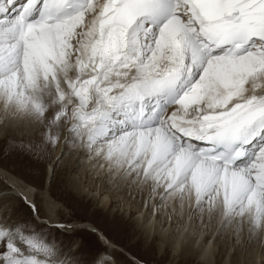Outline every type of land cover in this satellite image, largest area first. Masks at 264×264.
I'll use <instances>...</instances> for the list:
<instances>
[{"label":"snow or ice","instance_id":"6c2138e0","mask_svg":"<svg viewBox=\"0 0 264 264\" xmlns=\"http://www.w3.org/2000/svg\"><path fill=\"white\" fill-rule=\"evenodd\" d=\"M70 58L72 123L63 104L50 120L62 133L70 126L84 158L108 169L105 161L130 155L121 183L147 192L152 213L177 231L264 236V0H0L7 102L29 106L41 79L58 90ZM14 197L39 218L18 178L0 180V264H120L114 247L83 258L80 239L67 251L45 242L12 220Z\"/></svg>","mask_w":264,"mask_h":264},{"label":"rangeland","instance_id":"374dc122","mask_svg":"<svg viewBox=\"0 0 264 264\" xmlns=\"http://www.w3.org/2000/svg\"><path fill=\"white\" fill-rule=\"evenodd\" d=\"M37 96L36 100L38 103L34 105L30 103L24 109H22L23 107L19 108V111L21 110L20 112L25 114L23 116L30 114L32 122H37L39 128H28L23 131L5 133L4 127H0V168L34 187L36 190L35 201L40 210L39 218L37 219L33 215L31 208L18 197H14L12 220L24 225L26 229L37 234L45 242L57 243L62 251H67L70 240H82L84 242L83 258H87L89 251L105 247L104 243H106L99 240L98 233L94 234L84 227H76V225L79 226L81 223L87 222L95 226L117 247L119 246L122 249L121 251L114 247L120 264H137L128 259V254L145 264H264V239L260 242V235L255 232L249 235L246 229L243 235L238 236H234L231 230L217 232L214 228L200 231L196 235H193L190 231L188 236L197 237L202 235L200 244L192 249L187 245L188 238H185V232L190 229L177 232L176 229L170 227L166 220L161 222V217L157 215L152 214V220L154 222L153 226H156V223L157 225L161 224L156 226L159 232L151 228L148 233V229L144 226L142 227L145 229H141V226L138 227L135 223V217L140 211L139 207L145 201L142 209V213L145 214L147 201H149L148 205L150 207L148 209H151L150 202L154 204L155 201L149 200L147 192L136 194L133 191L130 193L121 183L122 171H126L129 166L126 163L128 157L126 159L117 157L113 162L112 160L107 161V163L105 161L106 164H110L109 170L101 168L100 172V168L97 169L91 163V160L84 158L82 151L73 147L74 134L71 137L68 135L70 126L64 132L63 150L61 148L62 151L60 150L57 157L53 160L54 162L59 158L60 163L54 168L51 181L46 187L47 194L44 195L43 186L47 164L53 159L63 133L57 131L56 121L50 120L53 107L58 109L57 102L53 106L49 105L44 112L40 113L37 107L40 106L39 100L44 99V94L41 93ZM1 97L0 104L2 101ZM64 97L68 100L71 94H66ZM11 104L7 102L9 108H13ZM33 106L34 108H32ZM67 109V123L71 124L72 121L69 118L71 110L69 107ZM48 119L49 121H46ZM0 124L3 126L2 123ZM49 124L52 125L50 132L44 131L42 135V131L48 129ZM9 140H31L35 148L31 151H25L10 147ZM44 140H50L51 144L44 143ZM95 156L96 154L94 153L93 159H95ZM101 158H103L102 155ZM119 159L123 160V162L119 161ZM124 160L127 161L124 162ZM116 161L119 162L116 163ZM112 168H115V170ZM119 168L122 169L120 170ZM96 169L97 172L95 171ZM135 170L133 168V171ZM114 175L116 178L113 177ZM103 195L108 198L107 205L100 203V197ZM48 199L55 205L52 207V215H49L45 209L44 202ZM215 209L217 212L221 211L219 200L216 202ZM43 218H50L52 221L46 222ZM185 219L187 221V214ZM58 223L71 224L74 226L75 231L65 232L55 227ZM175 239H178L177 241L185 240L186 242L185 244L180 242L178 246H175L177 242ZM208 241H211L210 245L213 248H210L206 253L202 252L204 244ZM200 245L201 248L199 247ZM174 247L175 250H173ZM76 251L79 252L80 250Z\"/></svg>","mask_w":264,"mask_h":264},{"label":"bare ground","instance_id":"6f19581e","mask_svg":"<svg viewBox=\"0 0 264 264\" xmlns=\"http://www.w3.org/2000/svg\"><path fill=\"white\" fill-rule=\"evenodd\" d=\"M119 71H124V69H118ZM133 75V73L132 72H129V76L131 77ZM67 76V77H66ZM75 76H76V71H75V65H74V61H72V59L70 58V67L68 68V69H66V70H58V73H57V79L59 80V81H61V83H60V86H59V89L57 90V88H56V83H55V81H53V80H51V79H49L47 82H45L43 79H41L40 81H39V83H38V86H37V88H36V90L35 91H30V93H29V95H30V100H31V104L32 105H34V104H36V103H38L37 102V98H36V96L38 95L39 96V94H41V93H43L44 94V99L43 100H39V104H40V106L39 105H37V106H39V107H37L38 109H39V112L40 113H42V112H44V110H45V108H47L49 105H51V106H53L54 105V103L55 102H57V104H58V109H54V107H53V112L54 111H62L63 110V107H62V104H63V106L64 107H69L70 108V110H71V113H69L70 114V120L72 121V106H70V105H68V101H70L71 99H72V97H69V99L68 100H66V98L64 97V100H63V102H61V100L59 99V93H63V95H66V94H70V92H69V90L64 86V84H63V81L64 80H66V79H74L75 78ZM113 79H115V77H113ZM123 82H128L127 80H125V81H123ZM37 96V97H38ZM1 97V96H0ZM2 98V101H1V104H0V123H2L3 124V126H1V124H0V127H4L3 128V130L5 131V133L6 132H8V133H11V132H16V131H23V130H25V129H28V128H35L36 129V127H38L39 128V126H38V124H37V122L36 123H33L32 122V118L30 117V114L28 115H26V116H23V115H25L24 113H22V112H20L19 111V108H22V107H20V106H17V105H15V104H11V105H13V108H9L8 106H7V101H6V99L4 98V97H1ZM73 99H75V97H73ZM205 103H207V100H205ZM56 104V103H55ZM10 105V104H9ZM31 105V106H32ZM32 108H34V106L32 107ZM22 109H24V107L22 108ZM26 109V108H25ZM28 110V109H27ZM29 112V111H28ZM31 112H32V110H31ZM38 112V111H37ZM39 113V114H40ZM52 113V112H51ZM18 114H19V116H18ZM192 114L193 115H195V109H193L192 110ZM46 121H49V119L48 120H46ZM29 129V130H30ZM2 130V131H3ZM11 131V132H10ZM30 132V131H29ZM64 135H65V133H63L62 134V136H61V139H60V143H58V147H57V149H56V151H55V155L53 156V159L47 164V168H46V171H45V179H44V189H43V191H44V195L45 194H47V185L49 184V182L51 181V176H52V173H51V168H52V163H53V160H54V158L55 157H57V155L59 154V152H60V150H61V148H62V150H63V140H64ZM78 140V139H77ZM61 150V151H62ZM118 158H120V157H118ZM124 157H122V159H123ZM102 159V158H101ZM124 159H126V158H124ZM114 160V159H113ZM113 160H112V162H113ZM121 159H119V161H120ZM128 160V161H127ZM127 160H124V162L125 161H127L126 163L127 164H129L130 162H131V156L129 155V157L127 158ZM119 161H116V163L117 162H119ZM122 162H123V160H121ZM106 163H107V161H106ZM114 164V163H113ZM120 164V163H119ZM110 165V164H109ZM112 165V164H111ZM118 165V164H117ZM117 165H115V166H117ZM114 166V165H113ZM117 167H120V166H117ZM124 167V166H123ZM98 169V168H97ZM97 169L95 170L96 172H97ZM103 169V168H102ZM112 169H114L115 170V168H112ZM120 170L122 169V168H119ZM105 170V169H104ZM109 170V169H108ZM119 170V171H120ZM111 171H113V170H111ZM125 171V170H124ZM124 171H122V172H124ZM100 172H101V168H100ZM105 172V171H104ZM102 173H103V171H102ZM110 173V172H109ZM113 173H115V172H113ZM113 173H111V174H113ZM118 173H120V172H118ZM9 174H11V173H9L8 171H6V170H4V169H2V168H0V179L1 180H4V179H6V178H9ZM13 175V174H12ZM100 175V174H99ZM102 175V174H101ZM115 175H117V174H115ZM115 175L113 176V177H115ZM15 176V175H14ZM118 176V175H117ZM16 177V176H15ZM16 178H18V177H16ZM116 178V177H115ZM19 179V182H20V184L22 185V188H23V191H24V193L30 198V199H32V200H34L35 201V194H36V190L34 189V187L33 186H31L30 184H28V183H26L25 181H23L22 179H20V178H18ZM114 179V178H113ZM116 180V179H115ZM114 180V181H115ZM9 182H11L10 180H9ZM141 197H143V196H141ZM48 198V197H47ZM13 199V198H12ZM141 199V198H140ZM151 201V200H150ZM36 202V201H35ZM107 202H108V198L106 197V196H101L100 197V203L102 204V205H107ZM144 203H145V201L143 202V205H141V207H139L140 209V211H138V214L136 215V217H135V223L138 225V227H140L141 226V229L143 228V229H145V228H147L146 230H147V232L148 231H150L151 230V228H154L156 231H158L159 229H158V227H156V226H160L159 224L157 225V223H156V226H153V220H152V218H153V213H152V211H151V209H148V208H150L149 207V205H148V203H149V201H147V206H146V209H145V214H143L142 213V209H143V206H144ZM142 204V203H141ZM150 204H151V206H152V204H153V202H150ZM44 205H45V209L48 211V213H49V215L51 214L52 215V207L53 206H55L53 203H52V201L50 200V199H48V200H46V202H44ZM128 206V205H127ZM128 210V209H127ZM131 210V209H130ZM148 210V211H147ZM130 213V212H129ZM156 216V215H155ZM185 218H186V216H185ZM44 219V221H46V222H51L52 220H50V218H43ZM159 220V219H158ZM161 220V219H160ZM186 220V219H185ZM165 224V223H164ZM155 225V224H154ZM142 226H144V227H142ZM76 227H84V228H87V229H90L91 227H92V225L91 224H88L87 222H83V223H81V225H76ZM162 228V227H161ZM166 228H167V226H166ZM173 229V228H172ZM100 231V230H99ZM145 231V230H144ZM164 231V230H163ZM187 231V230H186ZM190 231L191 230H189V231H187V232H185V231H183V232H185V238H188V246H190L192 249L193 248H195V246H198L199 244H200V241H201V238H202V235H199V236H197V237H192V235L191 236H188L189 234H190ZM101 232V231H100ZM153 232H155L154 230H153ZM152 232V233H153ZM159 232V231H158ZM157 232V233H158ZM161 232V231H160ZM169 232V231H168ZM177 232H179V231H177ZM149 233V232H148ZM156 233V232H155ZM203 233V232H202ZM104 234V233H103ZM166 234V233H165ZM168 234V233H167ZM201 234V233H200ZM150 235V234H149ZM159 235V234H158ZM160 235H161V233H160ZM180 235V234H179ZM98 236V235H97ZM162 236V235H161ZM164 236V235H163ZM167 236V235H166ZM184 236V235H183ZM204 236V235H203ZM104 237L106 238V240H107V244L106 243H104V245L105 246H108V247H117V245L116 244H114L110 239H108V237L104 234ZM180 237H181V235H180ZM175 238V237H174ZM184 238V239H185ZM165 239V238H164ZM179 239V238H178ZM177 239V240H178ZM264 239V236H261V238H260V242H262V240ZM99 240L101 241H103V242H105V239H101V238H99ZM176 240V239H175ZM176 240V241H177ZM175 241V242H176ZM103 242H101V243H103ZM180 242H184V244H185V240L183 241V240H180V241H177L176 242V245L175 246H178V243H180ZM201 243H203V242H201ZM211 241H208L206 244H204V246H203V250H202V252H205L206 253V251H208V250H210V248H213L211 245ZM181 245V244H180ZM202 245V244H201ZM201 245L199 246L200 248H201ZM215 245V244H214ZM186 247V246H185ZM119 250H121L122 251V249L118 246L117 247ZM215 248V247H214ZM186 249V248H185ZM197 249V248H196ZM173 250H175V247H174V249ZM176 250H178V249H176ZM199 251V250H198ZM201 252V251H200ZM203 255V254H202ZM205 255V254H204ZM128 256V259H130L131 261H133V262H135V263H137V264H144V262H142V261H140L139 259H137L136 257H133L131 254H130V256L129 255H127ZM198 256H200V255H198Z\"/></svg>","mask_w":264,"mask_h":264},{"label":"water","instance_id":"95a60500","mask_svg":"<svg viewBox=\"0 0 264 264\" xmlns=\"http://www.w3.org/2000/svg\"><path fill=\"white\" fill-rule=\"evenodd\" d=\"M126 254H128L126 251H124ZM129 255V254H128ZM130 256V255H129ZM131 257V256H130Z\"/></svg>","mask_w":264,"mask_h":264}]
</instances>
